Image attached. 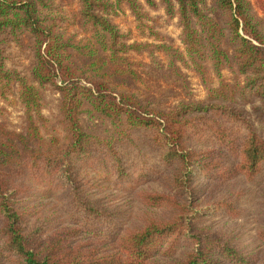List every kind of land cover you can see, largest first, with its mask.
Segmentation results:
<instances>
[{"label": "trees", "instance_id": "1", "mask_svg": "<svg viewBox=\"0 0 264 264\" xmlns=\"http://www.w3.org/2000/svg\"><path fill=\"white\" fill-rule=\"evenodd\" d=\"M160 9L183 49L150 26ZM127 13L147 41L119 26ZM190 70L207 100L152 102ZM0 93L25 121L0 124V264H264L200 216L212 187L264 177V0H0ZM107 189L149 213L123 219ZM237 199L218 203L227 216Z\"/></svg>", "mask_w": 264, "mask_h": 264}, {"label": "rangeland", "instance_id": "2", "mask_svg": "<svg viewBox=\"0 0 264 264\" xmlns=\"http://www.w3.org/2000/svg\"><path fill=\"white\" fill-rule=\"evenodd\" d=\"M251 1L254 4L256 3V0ZM162 12L161 9L157 12H153L152 18L158 20V23L149 22L150 26H155V30L160 35L169 37L171 43L183 49L177 23L175 21H169ZM117 22L124 31H132L133 38L140 41L148 40L139 35L132 15L127 13L125 16H121L117 19ZM147 34H149V31H147ZM153 39L152 37L150 41L153 42ZM147 61L149 60L147 59ZM186 73L189 81L188 88H173L168 86L166 88H159L158 91L151 94L153 95L152 102L156 106L164 108L176 105L181 101L199 102L207 100L208 91L203 87L198 76L191 70L186 71ZM44 100V114L49 119L51 127L58 129L59 95L53 89L48 88L44 91ZM256 106L257 103L252 105L242 102L237 105L242 112L251 118H253V108ZM23 114L24 111L17 101V95L4 97L0 93L1 125H4L10 130L23 131L25 129ZM99 195L107 198L108 205L124 210L123 219H128L126 214L130 215L133 224L139 222L144 215L149 213L140 201L134 198V191L123 195L119 193V191L107 189L102 190ZM237 196V201H232H235L239 215L232 218L227 216L218 203L226 201L228 198L233 199V197ZM208 197H210V199L207 198L208 203L206 206H213L210 208H202L200 211V216L204 221V225L211 226L212 229L223 230L227 235L234 237L237 242H239V246L244 250L263 253L264 241L260 237V232L264 230V177L260 178L254 184H247L240 179L224 189L212 187L208 193ZM35 204L39 206L38 209L41 211L45 212L50 210L51 213L53 210H56L58 206L54 198L47 200L38 199Z\"/></svg>", "mask_w": 264, "mask_h": 264}]
</instances>
